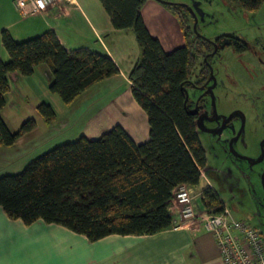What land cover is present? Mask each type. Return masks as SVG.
I'll return each mask as SVG.
<instances>
[{
  "label": "trees",
  "instance_id": "16d2710c",
  "mask_svg": "<svg viewBox=\"0 0 264 264\" xmlns=\"http://www.w3.org/2000/svg\"><path fill=\"white\" fill-rule=\"evenodd\" d=\"M99 1L112 28L132 30L140 47V57L128 78L135 102L147 115L148 141L137 143L116 125L95 139L80 135L60 144L17 174L0 178V207L9 220H20L26 226L41 220L89 242L110 235H154L175 226L168 210L171 193L181 184L197 186L205 166L195 117L185 103L186 91L207 81V65L216 58L210 55L214 45L217 53L225 48L239 54L253 49L234 35L213 40L201 37L188 22L186 6L165 3L180 22L185 40L182 47L166 53L140 15L145 0ZM225 1L247 11L264 6V0ZM1 41L9 60L0 62V113L11 73L29 77L35 67L46 65L52 76L49 91L66 106L118 73L106 55L85 49L68 52L53 31L17 42L4 30ZM36 111L45 125L56 121L50 104L42 102ZM34 128L30 118L11 132L0 114V147H13ZM202 200L211 213L223 210L210 187L202 191Z\"/></svg>",
  "mask_w": 264,
  "mask_h": 264
},
{
  "label": "crops",
  "instance_id": "0c3cea01",
  "mask_svg": "<svg viewBox=\"0 0 264 264\" xmlns=\"http://www.w3.org/2000/svg\"><path fill=\"white\" fill-rule=\"evenodd\" d=\"M13 1L0 0V62L9 60L1 41L2 31H8L17 42L53 31L68 52L85 49L106 55L115 63L118 73L93 85L69 106L50 93L52 76L46 65L35 67L29 77L11 73L7 76L10 90L0 113L7 128L16 132L25 121L15 114L16 101L32 99L30 110L35 109L32 118L36 124L43 122L36 113V107L43 102L52 106L57 120L53 124L58 123L53 129H59V134L63 132L67 135L76 127L75 134L63 137V141L71 142L80 135L95 139L116 125L121 126L135 142L148 141L147 115L135 102L128 78L140 57V47L133 31L114 30L99 0H57L44 12L28 17H23L14 8ZM160 5L150 11L146 18L142 12L140 14L149 34L159 40L166 52L172 43L164 42L162 37L168 35L170 42L173 40L170 39L171 33L176 31L175 40L182 43L185 40L178 19ZM152 17H155V21H152ZM36 78L43 79L41 90L36 86L39 82ZM12 123L17 125L14 130L9 127ZM35 132L36 125L34 130L19 138L13 147H0V163L16 160L19 149L27 139L36 136ZM209 187L214 190L212 182L201 170L197 186L189 187L196 213L209 210L201 198L202 191ZM0 264L224 263L213 237L200 223L187 221L186 225L154 235H110L89 242L82 235L59 225L45 224L41 220L30 226L20 220H9L0 207Z\"/></svg>",
  "mask_w": 264,
  "mask_h": 264
},
{
  "label": "rangeland",
  "instance_id": "374dc122",
  "mask_svg": "<svg viewBox=\"0 0 264 264\" xmlns=\"http://www.w3.org/2000/svg\"><path fill=\"white\" fill-rule=\"evenodd\" d=\"M155 1L145 0L141 8L142 11H140L144 18L150 11L158 8L160 4L168 9L164 2L182 4L188 8L185 13L192 28L194 19L190 7L195 12L197 11L196 31L201 37L213 40L220 35L229 34L241 38L253 47L252 50L240 54L231 48H225L213 60L214 64L218 61L215 65L219 70V73L216 72L218 81L224 80L223 85L214 92L218 114H228L237 109L242 111L246 117L243 137L239 142H233L235 153L245 156L246 160L235 159L236 157L232 159L226 153V150L229 149L228 139L231 135L229 128L220 133H207L200 128L198 137L205 153L203 171L206 178L212 182L214 192L230 211L233 219L256 228L263 237L264 184L261 173L264 171V158L254 164H251V161L258 160L262 154L264 156V118L257 113L264 112L262 102V99L264 100V55L262 52L264 48V6L258 11H247L225 0ZM152 2L155 3L151 4ZM152 21H155V17H152ZM158 30H160L159 27ZM175 34L176 31L171 33L170 39L173 40L170 42L168 35L165 38L162 37L164 42L172 43V47L166 53H170L185 44L182 41L177 42ZM36 79L39 82L37 85L35 82L34 84L38 90H41L44 83L43 79ZM187 93L190 102L193 103L199 92L189 88ZM31 104L32 99L24 101L18 99L15 104V114L24 118L25 121L30 117L34 120L32 117L35 109L30 110ZM210 105L212 108L211 99ZM239 123V117H235L231 125L237 129ZM35 125L36 136L26 140L17 153L19 157L12 162L0 163V178L17 174L42 154L63 142H68L63 141V137L74 135L76 130L74 127L66 135L63 132L59 134L58 132H61L59 129H57L58 131L53 129L54 125H58V123L47 126L41 121ZM203 125L205 124L202 123ZM16 126L15 123H12L9 127L14 130Z\"/></svg>",
  "mask_w": 264,
  "mask_h": 264
},
{
  "label": "built area",
  "instance_id": "2783aa9c",
  "mask_svg": "<svg viewBox=\"0 0 264 264\" xmlns=\"http://www.w3.org/2000/svg\"><path fill=\"white\" fill-rule=\"evenodd\" d=\"M57 0H14V8L28 17L42 13ZM202 198V194H201ZM169 212L175 219L173 228L186 225L187 221L200 223L211 234L224 264H264V240L254 227L232 218L223 206L221 213L205 210L196 213L189 186H176L169 200Z\"/></svg>",
  "mask_w": 264,
  "mask_h": 264
},
{
  "label": "flooded vegetation",
  "instance_id": "af4514ba",
  "mask_svg": "<svg viewBox=\"0 0 264 264\" xmlns=\"http://www.w3.org/2000/svg\"><path fill=\"white\" fill-rule=\"evenodd\" d=\"M217 55L219 56V53ZM216 63L214 64L213 60L211 61V63H208L207 67L209 69V76L205 84L191 85V89L198 90L199 92L198 95L195 97L196 101L194 100L193 103H191L190 98L188 97L187 102L185 103L187 104V108L188 105L190 104L188 108L190 112L195 111V113L192 115L195 117V126L197 133H199L200 128H202V130L206 131L207 133H220L224 129L229 128L230 130L229 132H231V135L229 136L228 139L229 149L226 150V153L232 159L233 157H236L235 159L240 158L246 160L245 156L236 154L233 149V142H239V140H241V138L243 137V126L245 125V119H246L245 114L240 110L234 109L233 112L231 113L220 115L216 110L214 92L217 88H220L224 82V80H221V82H219L216 77V72L219 73V70H217L218 68L215 66ZM211 70H212V77L210 74ZM211 93L213 94L214 99H212ZM210 99L212 100V108L210 105ZM262 102L264 104L263 99ZM257 113L259 114V116H262L264 118V112L262 113L257 112ZM235 117H239L240 120L237 129H235V127H232L231 125V122ZM197 123L199 124V126L197 125ZM202 123H204L205 125L202 126ZM263 158L264 156L262 154L258 160L253 159L254 161H251V164H254L256 161L259 160L262 161ZM261 179L264 184V171H262L261 173ZM263 240H264V236H263Z\"/></svg>",
  "mask_w": 264,
  "mask_h": 264
},
{
  "label": "water",
  "instance_id": "95a60500",
  "mask_svg": "<svg viewBox=\"0 0 264 264\" xmlns=\"http://www.w3.org/2000/svg\"><path fill=\"white\" fill-rule=\"evenodd\" d=\"M163 2V1H162ZM167 4V2H164V4ZM190 12H191V14H192V16H193V19H194V24H193V31L197 34V31H196V25H197V22H198V20H197V11L195 12V10H193L192 8H190ZM199 35V34H198ZM217 52V46L216 45H214V50H213V52L210 54V55H214L215 53ZM204 60H206V58H204ZM210 74H211V77H212V70H211V72H210ZM210 90H211V88H210ZM211 97H212V99H214L213 98V94L211 93ZM187 99H188V94L186 93V101H187ZM191 114H194L195 113V111H192V112H190ZM197 125L199 126V124L197 123ZM230 148H231V145H230Z\"/></svg>",
  "mask_w": 264,
  "mask_h": 264
},
{
  "label": "bare ground",
  "instance_id": "6f19581e",
  "mask_svg": "<svg viewBox=\"0 0 264 264\" xmlns=\"http://www.w3.org/2000/svg\"><path fill=\"white\" fill-rule=\"evenodd\" d=\"M218 53L216 52L214 55L216 56Z\"/></svg>",
  "mask_w": 264,
  "mask_h": 264
}]
</instances>
